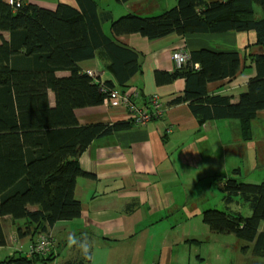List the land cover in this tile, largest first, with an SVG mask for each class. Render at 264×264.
Returning <instances> with one entry per match:
<instances>
[{
	"label": "trees",
	"instance_id": "1",
	"mask_svg": "<svg viewBox=\"0 0 264 264\" xmlns=\"http://www.w3.org/2000/svg\"><path fill=\"white\" fill-rule=\"evenodd\" d=\"M76 2L77 7L60 2L52 10L0 0V32L9 34L8 38L0 35V246L6 245L2 221L7 216L17 236L30 237L31 244L40 235L52 238L45 253L27 256L16 251L0 264L90 263V256L81 254L58 262L51 229L58 221L80 216L76 180L90 175L80 168V155L94 139L135 125L129 120L82 125L75 115L77 108L102 104L113 90L129 91L131 78L141 72L140 53L122 43L120 36L138 33L156 40L170 34L252 31L254 44L264 47V0H176L159 14L125 13L117 18L96 0ZM255 4L261 10L258 15ZM105 23L110 33L104 31ZM188 53L189 59L180 67L155 71L157 85L185 80L183 94L169 104L187 103L199 123L237 119L247 136L250 120L264 110V52H246L245 59L255 65L256 74L235 103L229 96L209 95L207 84L238 73L239 51L202 47ZM92 58L103 63L121 90L81 70L78 63ZM49 91L54 93V105L49 103ZM239 174L236 168L224 177V207L203 210L202 220L212 235H233L246 242L241 252L250 250L264 258V231H259L264 220V180L247 183ZM236 201L241 208L231 209ZM245 204L250 209L246 216L241 212ZM83 236L88 237L79 234L78 238Z\"/></svg>",
	"mask_w": 264,
	"mask_h": 264
},
{
	"label": "crops",
	"instance_id": "2",
	"mask_svg": "<svg viewBox=\"0 0 264 264\" xmlns=\"http://www.w3.org/2000/svg\"><path fill=\"white\" fill-rule=\"evenodd\" d=\"M24 1L52 10L60 2L77 7L76 0ZM96 1L100 6V0ZM168 2L173 4L167 6ZM115 3L119 15H152L155 12L149 9L151 5L164 11L175 5L176 0H116ZM0 35L9 36L6 31ZM254 39V33L233 30L170 34L156 40L138 33L119 37L122 43L140 53L142 70L131 78L127 90L138 92L136 101L158 95L163 102V115L144 125L96 138L80 155V168L90 175L76 180L74 192L81 202L80 216L58 221L51 229L58 262L80 254L74 247H68L71 235L92 234L89 264H189L190 254L198 258L194 248L199 245L190 240L211 243L223 237L210 233L202 220V211L224 207L222 180L234 169H240V180L250 176L264 179V110L250 120L247 136L237 119L199 123L187 103L169 104L171 99L183 94L185 80L179 78L157 85L155 71L174 70L176 64L171 54L180 48L188 52L202 47L238 50L241 58L238 73L207 84L209 95L229 96L235 103L256 74L255 65L245 59L246 52H264V47L255 45ZM78 65L100 83L109 80L116 90H121L98 58L80 61ZM49 103H55L52 91H49ZM75 115L82 125L127 120L123 109L104 104L77 108ZM230 208L237 210L241 204L236 201ZM2 225L6 245L0 246V260L16 251L28 256L30 237H18L8 216ZM222 247L228 248L230 243H223Z\"/></svg>",
	"mask_w": 264,
	"mask_h": 264
},
{
	"label": "rangeland",
	"instance_id": "3",
	"mask_svg": "<svg viewBox=\"0 0 264 264\" xmlns=\"http://www.w3.org/2000/svg\"><path fill=\"white\" fill-rule=\"evenodd\" d=\"M5 1H7V0H5ZM115 1L116 0H100V6H105L106 9L113 11L116 14L114 17L117 18L121 15H119L120 13H118L119 9L116 8L118 6L115 3ZM171 4H173V3L168 2L167 6H170ZM119 5H121V4H119ZM254 8H255V11L257 12V15L260 14L261 10L257 4H255ZM149 9L152 10L153 12H155L154 14H159L160 12H162V11H158L159 9L154 8L152 5ZM105 28H106L105 29L106 33L109 32V23H105ZM243 33L248 34V35H252L253 32L249 31V32H243ZM146 99H147V97L142 101V103L146 104L147 103ZM247 180H250V181H247ZM263 180L264 179H261V178L255 177V176H250L244 182L258 183V182H261ZM241 212L243 215L246 216V215L250 214V209L245 204V205H243ZM259 231H264V220L260 223ZM51 236L53 237L52 234H51ZM227 236L228 235H225L223 237H227ZM223 237L217 238L218 240L215 239L211 243L210 242H203L202 244L195 246L196 248H194V249L198 251L196 254H198L199 259L195 258V256L193 254H190V260H189L190 263L189 264H264V258L253 256L250 250L248 252L247 251L246 252L240 251V247L245 245L246 242L235 238V236H233V235H230L231 238H223ZM235 241H237V242H235ZM223 243H225V244L230 243V247L223 248L222 247ZM185 248H184V251H185ZM29 249H30V246L28 248V251H29ZM221 249H225L226 251L223 252Z\"/></svg>",
	"mask_w": 264,
	"mask_h": 264
},
{
	"label": "built area",
	"instance_id": "4",
	"mask_svg": "<svg viewBox=\"0 0 264 264\" xmlns=\"http://www.w3.org/2000/svg\"><path fill=\"white\" fill-rule=\"evenodd\" d=\"M10 5L20 6L24 0H7ZM177 67H180L189 59L188 51L180 48L171 54ZM138 92L129 90L127 92L111 91L110 96L105 97L103 100L104 105L107 107L121 108L125 112L127 120L134 122L135 125H144L150 122L153 118H160L163 115V102L157 95L147 97V103L136 101ZM141 102V103H140ZM147 104L151 108L147 107ZM50 236L40 235L34 244L30 245L29 255L32 253H45L50 246Z\"/></svg>",
	"mask_w": 264,
	"mask_h": 264
},
{
	"label": "clouds",
	"instance_id": "5",
	"mask_svg": "<svg viewBox=\"0 0 264 264\" xmlns=\"http://www.w3.org/2000/svg\"><path fill=\"white\" fill-rule=\"evenodd\" d=\"M68 247H74L79 251L81 256H83L84 258H88L91 254L92 243L86 236L78 238L75 235H71L68 238Z\"/></svg>",
	"mask_w": 264,
	"mask_h": 264
}]
</instances>
